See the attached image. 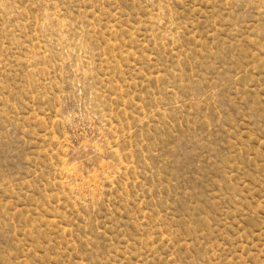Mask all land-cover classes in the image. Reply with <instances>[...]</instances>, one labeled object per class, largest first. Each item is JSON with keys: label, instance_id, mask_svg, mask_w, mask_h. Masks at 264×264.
Instances as JSON below:
<instances>
[{"label": "rangeland", "instance_id": "obj_1", "mask_svg": "<svg viewBox=\"0 0 264 264\" xmlns=\"http://www.w3.org/2000/svg\"><path fill=\"white\" fill-rule=\"evenodd\" d=\"M0 264H264V0H0Z\"/></svg>", "mask_w": 264, "mask_h": 264}]
</instances>
